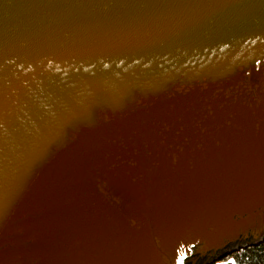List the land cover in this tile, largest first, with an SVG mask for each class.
Listing matches in <instances>:
<instances>
[{
    "label": "water",
    "instance_id": "1",
    "mask_svg": "<svg viewBox=\"0 0 264 264\" xmlns=\"http://www.w3.org/2000/svg\"><path fill=\"white\" fill-rule=\"evenodd\" d=\"M263 240L264 0H0V264Z\"/></svg>",
    "mask_w": 264,
    "mask_h": 264
},
{
    "label": "trees",
    "instance_id": "2",
    "mask_svg": "<svg viewBox=\"0 0 264 264\" xmlns=\"http://www.w3.org/2000/svg\"><path fill=\"white\" fill-rule=\"evenodd\" d=\"M214 264H264V240L257 245L241 247Z\"/></svg>",
    "mask_w": 264,
    "mask_h": 264
},
{
    "label": "rangeland",
    "instance_id": "3",
    "mask_svg": "<svg viewBox=\"0 0 264 264\" xmlns=\"http://www.w3.org/2000/svg\"><path fill=\"white\" fill-rule=\"evenodd\" d=\"M216 262H217V261H216ZM216 262H215V263H216Z\"/></svg>",
    "mask_w": 264,
    "mask_h": 264
}]
</instances>
